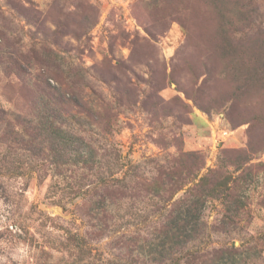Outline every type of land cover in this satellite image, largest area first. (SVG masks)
I'll return each mask as SVG.
<instances>
[{"label": "rangeland", "instance_id": "obj_1", "mask_svg": "<svg viewBox=\"0 0 264 264\" xmlns=\"http://www.w3.org/2000/svg\"><path fill=\"white\" fill-rule=\"evenodd\" d=\"M205 176L189 249L264 264V0H0V264H149L128 237Z\"/></svg>", "mask_w": 264, "mask_h": 264}, {"label": "trees", "instance_id": "obj_2", "mask_svg": "<svg viewBox=\"0 0 264 264\" xmlns=\"http://www.w3.org/2000/svg\"><path fill=\"white\" fill-rule=\"evenodd\" d=\"M14 67V70L8 69L9 72L7 75L16 79L25 80L26 75H28L25 70V66ZM26 67L30 68V66ZM43 84V89L39 91L40 94L45 95L48 98L50 97V99L55 96H59L54 100L49 99V102L47 101L42 105V107L50 110V114L53 115L50 104L55 103L56 106H63V104L66 103L63 100L64 95L58 94L47 81L44 80ZM36 88L39 90L40 87L37 85ZM44 89H48L50 92H45ZM51 115H49L51 121H47V117H45L43 121H40L38 118V120L35 119V126L39 127L42 131V134H40L39 137L49 138L51 134H55L57 139L65 141V133L62 132L63 130L61 126L56 124L55 120L54 122L52 121ZM39 145L40 146L37 148V151L39 153L38 156H41V159H43L42 156L45 154L46 157L54 156L55 153L52 150L51 152H48L47 150L49 148H46L42 142ZM179 157L184 159L187 155H180ZM228 181L229 178H225L222 186H220V194L223 195L226 192V185ZM159 187L161 188V191H165V186ZM216 187L218 186L214 185L213 180L208 179L207 176L203 177L198 183L186 191L188 195H186L183 200H187L185 203H188L187 205H182L181 210L177 209L175 211L176 213H173V211L167 213L163 218L164 223L158 227L154 226L146 234H131L128 237L127 244L129 252L131 253L133 250H136L140 255L144 256L149 264H214L215 262H218L219 264H227L230 261L233 262V258L242 252L241 249L234 247L233 245L221 247L209 252L200 250L193 251L188 247L190 243L197 240L204 232L203 229L199 227L189 225V222L196 223L200 217L198 215H194L191 212V209L197 202L198 206H203V202L206 199H209V197H212L210 194L213 195L214 192L217 191ZM180 188H177L176 191L172 190V194L170 196H173V194H175L177 190H180ZM155 195L158 196V194ZM112 196L113 195L108 188H105L103 190V195H99L98 202L92 205L91 210L95 211L96 215L100 216V219H105L108 216L106 211V202L108 201L107 197L111 199ZM180 202L184 203L182 201Z\"/></svg>", "mask_w": 264, "mask_h": 264}, {"label": "built area", "instance_id": "obj_3", "mask_svg": "<svg viewBox=\"0 0 264 264\" xmlns=\"http://www.w3.org/2000/svg\"><path fill=\"white\" fill-rule=\"evenodd\" d=\"M215 147V146H214Z\"/></svg>", "mask_w": 264, "mask_h": 264}]
</instances>
